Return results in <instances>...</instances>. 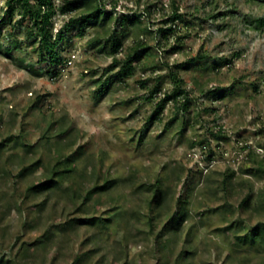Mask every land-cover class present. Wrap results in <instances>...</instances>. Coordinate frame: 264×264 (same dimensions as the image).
Returning <instances> with one entry per match:
<instances>
[{"label":"rangeland","instance_id":"1","mask_svg":"<svg viewBox=\"0 0 264 264\" xmlns=\"http://www.w3.org/2000/svg\"><path fill=\"white\" fill-rule=\"evenodd\" d=\"M101 1L114 16L140 17V24L118 26L123 44L115 55L108 41L89 44L93 23L67 32L57 47L63 62L52 66L37 61V41L24 29L28 19L12 37L3 35L9 25L2 30L3 43L9 38L22 43L12 57L0 52V140L12 136L34 147L9 144L0 153L1 263L74 264L76 254L87 252L82 264H174L179 251L190 246L195 253L185 264H264L259 242L237 246L235 233L225 227L233 220L247 226L264 220V209L255 208L264 200V177L253 172L264 157V24L253 21L264 15V0ZM62 2L54 0L56 6ZM5 7L0 0V14ZM176 9L181 16L172 22ZM73 15L77 12L57 11L53 30ZM18 18L15 14L13 21ZM169 25L173 30L163 35L159 29ZM138 41L151 49L135 57L126 73V52ZM17 56L35 63L38 73L19 67ZM174 70L184 91L176 100L166 98L175 87ZM160 101V119L148 122ZM77 149L80 156L63 186L80 185L84 193L104 178H116V184L84 206L83 197L72 202L61 187L25 196L28 185L43 179V164ZM29 164L32 169L19 174ZM231 169L227 194L233 213L219 207L226 195L216 188ZM156 179L170 191L165 205L151 208V192L137 186ZM248 194L250 207L244 211L237 204ZM185 195L187 216L164 261L148 218L158 216L159 230L177 197ZM115 206L120 213L107 224L55 227L51 238L41 237L51 224L82 212L107 216Z\"/></svg>","mask_w":264,"mask_h":264},{"label":"trees","instance_id":"2","mask_svg":"<svg viewBox=\"0 0 264 264\" xmlns=\"http://www.w3.org/2000/svg\"><path fill=\"white\" fill-rule=\"evenodd\" d=\"M6 7L4 11L0 14V39L2 38V30L6 25H9V30L6 31L3 35L4 38L12 37L13 29L17 25L23 24L24 19H28V24L24 27L26 35L28 38H35L36 45L33 46L35 53L37 54V61L48 62L51 66L63 62L61 55L58 51L59 43L65 38L67 32L75 25L83 27L88 23H93L97 25V28L94 30V36L89 40L91 45H104L107 41L109 42V51L112 55H115L121 49L123 44V38L117 35L118 26H123L129 23H138L140 24V17L137 13L133 14H123L120 17L114 16V12L111 9H107L101 0H63V2L56 6L54 0H5ZM152 6L155 4H151ZM62 14H68L70 12L76 11L77 15L69 16L56 30L54 31V19L53 16L56 12ZM15 14L19 15V18L16 22L13 21ZM181 16L177 12V9L170 15V21H174ZM257 23V26L264 24V15L257 17L253 20ZM256 26V27H257ZM147 30V27L143 28ZM163 35H166L167 32L173 30L172 25L161 27L159 29ZM108 38V40H107ZM22 40L19 38L8 39L7 43H3L0 40V52L7 57H12L16 50L21 48ZM151 49V46H148L143 41L136 42L133 46L128 48L125 57V66L124 72H129V67L133 59L140 57L143 53H148ZM200 57L204 58V55ZM17 65L21 68L27 69L31 73H38L35 69V63L27 62L24 57L17 56ZM114 63L117 62V58L113 56ZM192 63L195 61V57L189 59ZM128 67V68H127ZM170 76L175 83V87L171 90L170 94L166 95V98H176L183 93L181 83L183 80L179 77L177 71H171ZM158 86L156 85L151 90V95L157 92ZM165 98V99H166ZM40 99V96H37L36 102ZM187 96L185 98L186 101ZM164 100V99H163ZM35 102V104H37ZM187 102V101H186ZM182 104L183 109H187V103ZM163 108V102H158L156 108L148 115L147 121L150 122L154 119H160L159 114ZM220 131L218 132V134ZM45 139H48L49 136H43ZM9 144L21 146V147H30L33 149L34 145L27 144L21 140H15L12 136H7L0 140V153L5 149ZM62 147H67L66 144H62ZM80 149L74 150L69 154H64L60 158H57L52 165L43 166L45 167L43 172V179L36 183H31L27 186L25 191V196L41 194L45 191H52L53 189L63 188L62 191L69 197L70 200L75 201L76 199L83 197L81 205H85L87 200H90L94 194L103 193L104 190L110 188L112 185L116 184V178H104L102 183L94 182V184L85 190L84 193L81 192L80 185H67L63 186V180L68 175V173L74 171L75 167L73 163L80 156ZM36 162H40L39 159ZM256 166L253 168V172L264 177V157L260 160H256ZM32 169V164L22 167L19 170V174H23L26 171ZM247 171H252L251 168H246ZM92 173V172H91ZM93 174V173H92ZM235 175L234 170H229L225 172L220 183L217 184V191H223L226 196H224V201L219 207H224V209L229 213H233L232 203L229 202V191L231 188V181ZM143 192H151V198L149 200V205L151 208H157L163 206L168 199V194L170 191V186L164 184L160 179L154 181L148 180L140 182L137 186ZM188 188H186V191ZM187 193V192H186ZM65 195V196H66ZM222 197V196H220ZM251 196L245 195L241 198L237 204L242 210L246 211L250 207ZM187 203L188 198L183 196H178L176 199V208L175 210L167 217V220L161 225L159 230H156L155 219L158 217L156 215H151L148 218V226L150 234H154L156 242L159 245V249L162 251V256L164 261L167 259V253L164 251L169 247L173 236H175L183 227L182 223L187 216ZM40 207L44 205V201L41 202ZM82 207V206H81ZM118 206H115L113 213L104 216L103 214H84L71 216L63 222L57 224H51L47 227L44 232L41 234L43 238H51L54 235L53 228L57 227L59 230L67 231L69 228L76 225H85V226H98L100 224H107L112 220V217L118 213L120 210ZM256 209H264V200L259 199L258 204L255 206ZM85 209V208H84ZM227 221V220H226ZM227 229H232L235 233L236 245L242 246L245 243H249V246H253L255 243H260V248L257 249L259 252H264V220H259L253 226H247L238 220L230 221L227 226ZM257 247V246H255ZM195 251L192 250L190 246L184 247L175 259L174 264H185L189 254H194ZM88 253L83 252L81 254H76L73 258L74 264H82L86 260ZM0 264L1 261H0Z\"/></svg>","mask_w":264,"mask_h":264}]
</instances>
